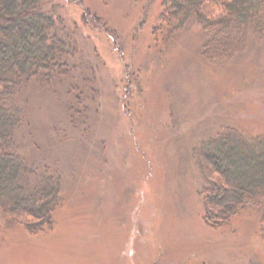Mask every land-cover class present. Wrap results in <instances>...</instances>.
Listing matches in <instances>:
<instances>
[{
  "label": "rangeland",
  "instance_id": "1",
  "mask_svg": "<svg viewBox=\"0 0 264 264\" xmlns=\"http://www.w3.org/2000/svg\"><path fill=\"white\" fill-rule=\"evenodd\" d=\"M43 7L73 66L51 86L21 87L15 140L29 184L57 176L61 199L34 232L0 219V264H264L263 207L204 220L198 151L227 127L264 135V44L208 60L203 25L178 28L161 0Z\"/></svg>",
  "mask_w": 264,
  "mask_h": 264
},
{
  "label": "trees",
  "instance_id": "2",
  "mask_svg": "<svg viewBox=\"0 0 264 264\" xmlns=\"http://www.w3.org/2000/svg\"><path fill=\"white\" fill-rule=\"evenodd\" d=\"M47 1L0 0V219L22 222L32 232L53 224L61 182L51 175L34 186L28 182L32 171L15 140L25 119L17 93L30 83L53 85L71 72L75 55L55 34L59 20L43 7ZM161 6L178 28L191 20L203 25L208 60L233 59L251 39L264 44V0H161ZM75 108L70 104L69 112ZM198 151L208 178L201 190L206 223L218 226L247 204L263 207L264 219V135L227 127Z\"/></svg>",
  "mask_w": 264,
  "mask_h": 264
}]
</instances>
